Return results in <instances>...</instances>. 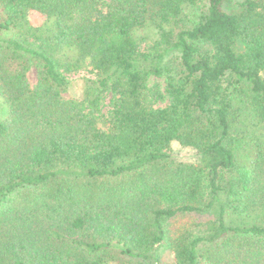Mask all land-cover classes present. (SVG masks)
I'll use <instances>...</instances> for the list:
<instances>
[{
    "label": "trees",
    "instance_id": "trees-1",
    "mask_svg": "<svg viewBox=\"0 0 264 264\" xmlns=\"http://www.w3.org/2000/svg\"><path fill=\"white\" fill-rule=\"evenodd\" d=\"M226 1L0 0V264H264V0Z\"/></svg>",
    "mask_w": 264,
    "mask_h": 264
},
{
    "label": "rangeland",
    "instance_id": "rangeland-1",
    "mask_svg": "<svg viewBox=\"0 0 264 264\" xmlns=\"http://www.w3.org/2000/svg\"><path fill=\"white\" fill-rule=\"evenodd\" d=\"M105 1H109V0H105ZM239 1L241 0H228L224 2L223 9L225 11L231 12L237 8L236 4ZM29 17L33 25H39L43 21V17L37 12H31ZM39 71H40L39 66L32 65L29 71L27 72V80L31 87H34L36 85L37 80H38ZM80 77H92V76L83 71L77 72L75 74L67 75V78L69 80H75ZM147 85H148V89L151 91L155 89H159L163 92L164 82L162 78L150 77L147 82ZM108 100H109V95H106V99L104 101L103 107L101 108L102 112L104 113L108 110ZM147 102L153 107H164L167 104L166 99L156 100L152 98L151 92L149 91H148ZM169 152L170 154H173L178 159V161L180 160L193 161V156H192L193 151L186 149V148H181L176 143L172 144ZM172 257L173 256L171 254H168L166 256L168 260H172Z\"/></svg>",
    "mask_w": 264,
    "mask_h": 264
}]
</instances>
